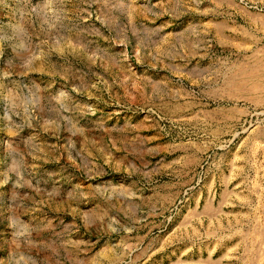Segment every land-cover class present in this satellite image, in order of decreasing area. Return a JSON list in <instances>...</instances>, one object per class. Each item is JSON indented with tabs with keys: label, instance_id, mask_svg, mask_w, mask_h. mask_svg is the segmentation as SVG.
<instances>
[{
	"label": "rangeland",
	"instance_id": "1",
	"mask_svg": "<svg viewBox=\"0 0 264 264\" xmlns=\"http://www.w3.org/2000/svg\"><path fill=\"white\" fill-rule=\"evenodd\" d=\"M0 264H264V0H0Z\"/></svg>",
	"mask_w": 264,
	"mask_h": 264
},
{
	"label": "bare ground",
	"instance_id": "2",
	"mask_svg": "<svg viewBox=\"0 0 264 264\" xmlns=\"http://www.w3.org/2000/svg\"><path fill=\"white\" fill-rule=\"evenodd\" d=\"M216 1V0H215ZM216 4V3H215ZM213 5H214V3H213Z\"/></svg>",
	"mask_w": 264,
	"mask_h": 264
}]
</instances>
